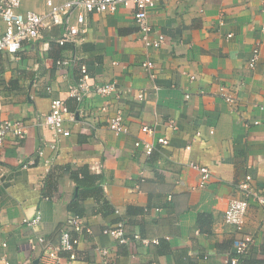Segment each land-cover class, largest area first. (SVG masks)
Listing matches in <instances>:
<instances>
[{
    "label": "crops",
    "instance_id": "1",
    "mask_svg": "<svg viewBox=\"0 0 264 264\" xmlns=\"http://www.w3.org/2000/svg\"><path fill=\"white\" fill-rule=\"evenodd\" d=\"M21 1L23 12L48 11L47 0ZM149 18L152 37L166 38L158 50L145 46L129 7L87 14V32L66 49L57 43L63 29L55 26L16 55L0 53V116L27 129L24 139L10 136L0 148V264H41L44 253L32 241L59 240L80 185L101 192L83 202L82 217L93 233L81 236L73 264H103L101 248L112 255L108 264H226L233 253L236 231L224 213L240 197L238 184L251 175L264 197L263 3L169 0ZM255 49L260 58L251 68ZM56 60L70 62L59 67ZM148 60L155 78L143 66ZM83 65L92 90L78 100L70 90ZM114 82V96L93 89ZM55 99L64 100L73 117L65 122L71 136L60 140L43 125ZM117 110L128 135L108 128ZM143 125L155 134H144ZM159 137L169 143L159 145ZM138 139L154 142L151 155L135 147ZM39 150L51 161L48 171ZM192 164L210 171L204 187ZM38 212L40 224L27 226ZM122 221L127 244L103 232ZM245 231L254 238L246 257L264 264V205L257 201H251ZM136 234L158 243L144 246Z\"/></svg>",
    "mask_w": 264,
    "mask_h": 264
},
{
    "label": "built area",
    "instance_id": "2",
    "mask_svg": "<svg viewBox=\"0 0 264 264\" xmlns=\"http://www.w3.org/2000/svg\"><path fill=\"white\" fill-rule=\"evenodd\" d=\"M169 0H69L63 3H56L53 0H47L46 6L48 11L40 14L34 11L23 12L21 10V0H0V53L18 54L24 44L35 42L42 39L44 30H50L55 26L63 29L61 37L57 43L61 46L66 44H74L81 39L87 32V14L101 13L114 14L120 8H133L134 20L138 25L142 41L145 46L150 49L158 50L166 43L163 34L152 37V24L150 22L149 13L159 4ZM264 6V0H260ZM232 36V35H229ZM260 58L259 49H255L249 60V66L254 68ZM70 61L59 60L57 66L66 67ZM144 68L150 72V77L155 78V65L148 60L143 64ZM90 76L85 65L81 67V77L78 84L71 88L70 96L82 100L86 95L91 93L92 86L89 83ZM96 94L102 97L114 96L117 91V84L107 83L94 86ZM220 95L229 104L236 102L235 97L225 88L220 89ZM143 94L138 95V99L143 98ZM107 110V106L103 107V111ZM73 120L72 114L65 101L55 99L51 102V109L44 116L43 125L48 128L55 140L68 138L71 136L70 130L65 126L67 117ZM170 128L177 129L174 120L167 122ZM108 128L116 135H128L129 127L124 121L123 112L117 110L115 115L108 120ZM141 131L149 136L155 134V129L143 125ZM214 131L210 130V134ZM27 134L25 124L20 121H12L3 119L0 116V148H2L8 137L13 136L18 139H24ZM200 136V133L196 134ZM159 145H167L169 142L164 137L157 140ZM136 148H141L147 155H151L155 150V144L152 141L138 139L135 142ZM52 149L56 150L57 146L52 145ZM39 155L44 157L46 170L50 166V159L45 158L44 150H39ZM192 167L199 169L201 173L200 187H204L210 178L208 168L200 167L192 164ZM238 191L240 197L233 198L224 213V221L227 225L235 228L236 238L233 243V253L226 260V264H244L243 259L250 251L254 238L246 233L247 215L251 201H257L264 205V197L260 195L251 175H247L239 184ZM42 220L41 213L38 212L35 217L28 218L24 222L29 227H35ZM125 224L119 222L115 226L104 229V234L109 235L120 244H127L130 239L125 235ZM92 229L87 225L85 219L78 215H72L68 224L61 230L59 240L57 242L47 241L44 237H38L35 242L32 241L33 247L37 245L43 251V262L41 264H73L77 260V248L81 242V236L84 234H92ZM136 240L141 241L144 246L149 244H157L158 241L143 239L139 234L134 236ZM103 264L111 261L112 255L105 248L98 250ZM66 254V256H64ZM6 264H8L6 262Z\"/></svg>",
    "mask_w": 264,
    "mask_h": 264
},
{
    "label": "trees",
    "instance_id": "3",
    "mask_svg": "<svg viewBox=\"0 0 264 264\" xmlns=\"http://www.w3.org/2000/svg\"><path fill=\"white\" fill-rule=\"evenodd\" d=\"M68 46L64 45L61 47V49H66ZM58 60V59H57ZM56 60V61H57ZM90 178L92 179V176L90 175ZM81 187H84V189H81ZM80 192H79V196L71 203L70 205V211L72 213V215H78V216H84L85 214V209L83 207V202L88 199L90 196H92L93 194L96 195L95 192H101V189L95 186H81L79 187ZM98 197L99 196H95ZM97 198V200L99 201V199ZM244 264H262V262L257 261V260H251L249 258H247L246 256L243 259Z\"/></svg>",
    "mask_w": 264,
    "mask_h": 264
}]
</instances>
